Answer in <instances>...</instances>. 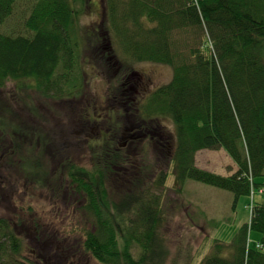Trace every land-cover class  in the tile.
<instances>
[{
  "label": "trees",
  "instance_id": "1",
  "mask_svg": "<svg viewBox=\"0 0 264 264\" xmlns=\"http://www.w3.org/2000/svg\"><path fill=\"white\" fill-rule=\"evenodd\" d=\"M85 5L86 0H0V90L14 84L17 93L35 89L52 100L82 97L86 77L79 18ZM104 10L102 27L112 45L97 43L92 33L95 40L88 41L95 66L114 72L113 97L122 94L129 101L133 78L139 76L125 64L116 65L113 56L173 68L169 83L141 105L131 104L137 114L126 120L131 134H138L140 126L157 132L148 140L160 150L158 156L174 163L180 190L193 180L232 192L235 208L241 197L252 199L251 220L231 242L215 239L202 264H264V183L258 182L264 177V0H105ZM186 31L199 44L184 53L178 36ZM105 48L110 53L104 55ZM115 66L125 72L124 81L119 82ZM35 109L26 103L19 112L36 117ZM166 118L175 125L171 142L160 131ZM13 127L0 138H12L20 168L36 186L44 185L51 175L40 169L41 155L24 147L19 138L25 130ZM31 137L44 140L35 130ZM204 149H224L238 172L224 177L199 168L195 157ZM94 150L91 169L72 164L67 175L93 219V228L84 232L83 250L99 264H165L169 251L161 228L168 172L129 147ZM19 224L0 218V264H50L26 255ZM253 231L262 235L261 248L249 242Z\"/></svg>",
  "mask_w": 264,
  "mask_h": 264
},
{
  "label": "rangeland",
  "instance_id": "2",
  "mask_svg": "<svg viewBox=\"0 0 264 264\" xmlns=\"http://www.w3.org/2000/svg\"><path fill=\"white\" fill-rule=\"evenodd\" d=\"M104 5L105 0H86L85 10L79 18L83 34L81 39L84 41L80 45V61L86 77V89L82 97L52 100L40 96L35 89L17 93L19 90L14 84L0 90V123L6 122L0 126V137L4 133H11L13 126H20L26 136L19 138V141L36 155H41L40 169L51 175L44 185L36 186L20 168L15 142L9 135L0 138V218H7L12 223L19 220L23 222L16 230L25 243L26 255L31 259H44L50 264H96L95 258L83 250L84 232L93 228L92 215L85 208V199L73 190L74 186L67 177L68 167L75 164L91 169L96 163L94 149L124 147L123 144L128 143L126 147L141 160L145 159L143 156L146 154L151 165L168 172L162 198L165 221L161 228L169 251L165 264H202L205 256L212 251L215 239L231 242L237 230L251 220L252 214L247 206L252 199L241 197L235 208L232 192L193 180H187L180 190L174 163L158 156V147H152L141 133L133 137L134 141L128 140L133 128L126 127L123 118L119 117L131 113L127 117L135 119L134 115L137 114L132 108L145 102L151 92L169 83L173 68L166 64L135 63L124 58L121 60V56H113L116 65L125 64L129 71L138 72L139 76H135L134 81L137 82L140 77L143 78V84L148 85L145 92L132 93L127 102H124L125 96L122 94L113 97L112 89L116 90V81H112L114 72H105L103 68L99 70L90 55L93 54L92 34L96 35L97 43L101 41L105 45H112L107 37V27H102ZM77 8L81 9L80 6ZM178 38L182 41L181 50L184 53L199 44V39L188 31L181 33ZM108 50L111 49L105 48L103 54L110 53ZM121 69L116 67L115 70V75L119 73V82L124 81L125 72ZM124 94H129V91H124ZM26 103L36 108V117L27 115L28 112L25 116L19 112L20 105ZM11 106L14 107L13 114L9 113ZM89 107L95 109V116H90ZM112 108L118 109L115 114L111 112ZM86 122L88 124L84 126ZM141 123L139 120L138 124ZM101 126L110 128L111 143L95 139ZM126 128L129 131L123 134ZM160 129L170 142L174 139L175 126L171 119H162ZM32 130L43 135L44 140L38 141L31 137ZM10 150L13 152L9 154ZM196 156V165L200 168L206 166L207 171L228 177L238 172L237 165L224 149H205ZM258 182L264 183V177L258 178ZM261 238L260 233L253 231L249 238L251 246L256 247Z\"/></svg>",
  "mask_w": 264,
  "mask_h": 264
},
{
  "label": "flooded vegetation",
  "instance_id": "3",
  "mask_svg": "<svg viewBox=\"0 0 264 264\" xmlns=\"http://www.w3.org/2000/svg\"><path fill=\"white\" fill-rule=\"evenodd\" d=\"M142 80H143V78H138V81L136 82V84L133 86V90L134 91H136L138 94L139 93H142V92H145L146 90H147V86L148 85H146V84H143V82H142ZM147 84H150V83H147ZM143 85V86H142ZM141 87V88H140ZM113 114H115V112H112ZM98 115H99V113H97ZM100 116V115H99ZM126 116V117H125ZM128 113H124V114H122L119 118H123V119H128ZM101 117V116H100ZM99 118V117H98ZM102 118V117H101ZM87 122L86 123H84V126H87ZM90 129H95V127H90ZM82 131H84V130H82ZM85 132V131H84ZM111 130H110V128H108V127H105V126H101V127H99L98 128V133H97V136H96V140L97 141H105L106 143H111V141H112V139H111ZM149 131H143L142 132V127H141V130H139V132L138 133H141L140 135L143 137H150V133H148ZM141 137V138H142ZM140 138V139H141ZM133 139V136H130V139H128V140H131V142L132 141H134V140H132ZM99 144V143H98ZM97 144V145H98ZM122 144V143H121ZM125 144V145H124ZM123 144V146L124 147H126V146H128L127 144L128 143H124ZM104 146V145H103ZM96 264H99L97 261H96Z\"/></svg>",
  "mask_w": 264,
  "mask_h": 264
},
{
  "label": "crops",
  "instance_id": "4",
  "mask_svg": "<svg viewBox=\"0 0 264 264\" xmlns=\"http://www.w3.org/2000/svg\"><path fill=\"white\" fill-rule=\"evenodd\" d=\"M196 158H197V156H196ZM202 169H205V170H207V169H206V166H205V167H202Z\"/></svg>",
  "mask_w": 264,
  "mask_h": 264
}]
</instances>
